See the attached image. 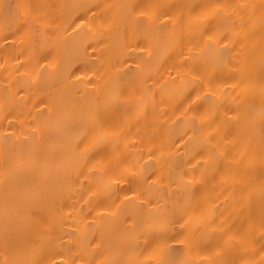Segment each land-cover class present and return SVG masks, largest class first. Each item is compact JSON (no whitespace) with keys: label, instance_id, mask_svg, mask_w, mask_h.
<instances>
[{"label":"snow or ice","instance_id":"6c2138e0","mask_svg":"<svg viewBox=\"0 0 264 264\" xmlns=\"http://www.w3.org/2000/svg\"><path fill=\"white\" fill-rule=\"evenodd\" d=\"M0 10V264H264V0Z\"/></svg>","mask_w":264,"mask_h":264},{"label":"bare ground","instance_id":"6f19581e","mask_svg":"<svg viewBox=\"0 0 264 264\" xmlns=\"http://www.w3.org/2000/svg\"><path fill=\"white\" fill-rule=\"evenodd\" d=\"M16 0H0V5L4 4H11L15 3ZM56 2H62V3H67V4H104V3H114V4H119L124 2V0H56ZM163 3H169L173 2V0H162ZM72 10L70 9L69 12ZM82 14V13H81ZM3 17V11L0 10V19ZM74 27V25H73ZM68 32H72V28H68ZM79 37L76 36H71L67 38L66 40L62 39L59 51H54L51 53H46L48 54V58L50 61L55 63L57 60H59L60 65H61V70L63 69L64 65L70 64L74 61L77 60L78 57L82 56V53L78 51V42H79ZM4 56V53L0 51V61H2ZM43 62V61H42ZM51 71V70H49ZM7 74L0 72V87L3 86L5 82ZM59 74L58 73H53V79L58 78ZM3 93L0 92V97H2ZM2 141H0V147H2ZM258 195V194H257ZM4 226V219H3V212L2 208H0V231L3 230Z\"/></svg>","mask_w":264,"mask_h":264}]
</instances>
